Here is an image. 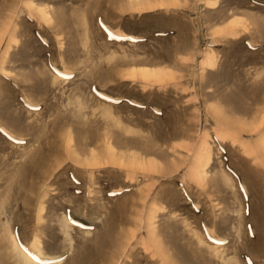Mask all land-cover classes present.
<instances>
[{"label":"rangeland","instance_id":"rangeland-1","mask_svg":"<svg viewBox=\"0 0 264 264\" xmlns=\"http://www.w3.org/2000/svg\"><path fill=\"white\" fill-rule=\"evenodd\" d=\"M263 142L264 0H0V264H264Z\"/></svg>","mask_w":264,"mask_h":264},{"label":"bare ground","instance_id":"bare-ground-1","mask_svg":"<svg viewBox=\"0 0 264 264\" xmlns=\"http://www.w3.org/2000/svg\"><path fill=\"white\" fill-rule=\"evenodd\" d=\"M261 145H264V142ZM200 173L202 172L198 170V174ZM13 238H12V241H13L14 250L18 251L17 256L23 263L25 264H58L59 263L60 259L54 261V260H48L46 257H44L41 249L38 248V246H36L35 243H34V246L36 248L33 245L30 246L29 248H31V250L28 249L29 251L28 253H26L24 250L22 251L21 248L19 249L15 239Z\"/></svg>","mask_w":264,"mask_h":264}]
</instances>
